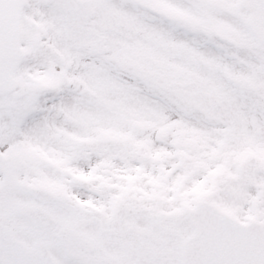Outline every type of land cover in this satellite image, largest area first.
<instances>
[{"label": "snow or ice", "instance_id": "obj_1", "mask_svg": "<svg viewBox=\"0 0 264 264\" xmlns=\"http://www.w3.org/2000/svg\"><path fill=\"white\" fill-rule=\"evenodd\" d=\"M0 264H264V0H0Z\"/></svg>", "mask_w": 264, "mask_h": 264}]
</instances>
